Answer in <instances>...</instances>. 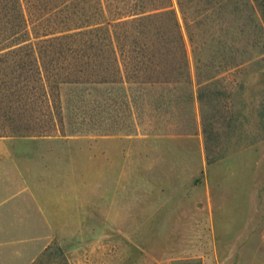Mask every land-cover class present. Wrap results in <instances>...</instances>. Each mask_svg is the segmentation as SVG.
I'll return each instance as SVG.
<instances>
[{
  "label": "rangeland",
  "instance_id": "rangeland-1",
  "mask_svg": "<svg viewBox=\"0 0 264 264\" xmlns=\"http://www.w3.org/2000/svg\"><path fill=\"white\" fill-rule=\"evenodd\" d=\"M173 4L191 104H172L173 117L143 124L137 135L0 138V202L78 199L93 210L76 223L56 221L61 243L57 237L36 264H60L58 245L69 264H229L247 230L264 231V53L219 71L203 106ZM253 239L264 253V238Z\"/></svg>",
  "mask_w": 264,
  "mask_h": 264
},
{
  "label": "trees",
  "instance_id": "trees-1",
  "mask_svg": "<svg viewBox=\"0 0 264 264\" xmlns=\"http://www.w3.org/2000/svg\"><path fill=\"white\" fill-rule=\"evenodd\" d=\"M178 3L204 106L219 71L264 53V0ZM192 100L173 0H0V138L137 135Z\"/></svg>",
  "mask_w": 264,
  "mask_h": 264
},
{
  "label": "crops",
  "instance_id": "crops-1",
  "mask_svg": "<svg viewBox=\"0 0 264 264\" xmlns=\"http://www.w3.org/2000/svg\"><path fill=\"white\" fill-rule=\"evenodd\" d=\"M87 202H79L78 199L71 202H52L18 197L1 201L0 264H33L57 237L61 243L56 221L69 219V222L76 223L93 214ZM112 220L119 221V216L114 215ZM73 227L77 230L76 226ZM261 230H247L246 241L236 245L238 255L232 257L229 264H264V253L260 250L262 246L255 249L252 245L256 236L264 238V231L259 232Z\"/></svg>",
  "mask_w": 264,
  "mask_h": 264
}]
</instances>
